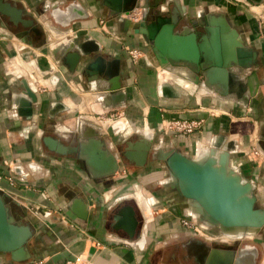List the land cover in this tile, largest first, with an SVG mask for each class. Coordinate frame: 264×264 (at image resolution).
I'll return each mask as SVG.
<instances>
[{"label":"crops","instance_id":"1","mask_svg":"<svg viewBox=\"0 0 264 264\" xmlns=\"http://www.w3.org/2000/svg\"><path fill=\"white\" fill-rule=\"evenodd\" d=\"M158 1L164 10L179 7L183 22L201 26L211 15H224L238 30L243 43L255 51V63L238 70L227 87L222 84L217 87L214 82L209 86L202 81L196 83L194 74L186 67L161 64L152 45L141 33L133 32L131 25L125 26L123 17L114 15L104 0H28L39 20H43L41 10L64 9L72 3L85 12L68 25L51 13L54 26L62 25L65 30L57 33L53 25L48 26L46 60L41 46L30 45L32 54L28 60L23 55L27 43L22 38L0 34V55L2 49L14 48L10 60L0 62V92L17 82L13 75H25L29 82L39 83L32 85L38 99L32 104L29 117L13 112L7 98L0 94V170L12 172L16 179L13 186L0 179V186L9 194L7 202L15 206L11 212L34 227L28 242L31 252L28 259L44 256L43 264H65L75 253L83 252L95 264H187L173 251L175 246H181L190 260L198 263L195 257L198 246L192 242L197 234L181 224V218L190 215L184 200L173 192L167 196L140 193L141 188L148 187L146 183L151 178L148 176L158 165L153 153L150 163L144 166L129 165L120 157L122 164L115 174L95 177L81 157L72 154L58 157L43 152V128L52 118H64L71 127L65 126L63 130L59 127L60 131L79 129L83 139L88 126L107 133V138L99 135L104 136L109 151L116 150L115 135L128 127L140 133L139 138L142 133L151 137L152 151L175 147L192 156L201 155L220 140L219 149L232 147L231 160L238 171L247 167L245 161L255 163L247 152L251 145H258L260 119L264 115V0H148V3ZM85 33L100 44L101 52L119 60L125 98L118 105L108 106L100 98L106 93V81L98 83L97 72H88L83 62L74 71L68 68L66 54L74 49L72 42L81 40ZM125 46L139 48L141 56L132 59ZM41 72H46L43 79ZM167 82L173 93L163 92V87L169 85ZM244 86L241 96L238 91ZM18 99L15 97L16 104H20ZM176 117L200 118L203 124L189 134L162 129L163 120ZM113 120H119L114 122L118 126L114 127ZM4 160L11 161V167ZM251 181L255 185V180ZM134 193L135 200L128 198ZM76 199L86 203V219L71 210ZM127 204L137 217L132 235L117 225L119 213ZM231 244L235 248L241 245ZM255 246L261 252L256 263L264 264V227L255 234ZM7 259H11L10 254L0 252V264Z\"/></svg>","mask_w":264,"mask_h":264},{"label":"water","instance_id":"2","mask_svg":"<svg viewBox=\"0 0 264 264\" xmlns=\"http://www.w3.org/2000/svg\"><path fill=\"white\" fill-rule=\"evenodd\" d=\"M143 1L104 0V3L114 15L123 17L125 26L131 25L133 32L143 35L152 45L161 64L169 62L171 66L186 67L194 74L196 83L203 81L209 86L214 82L217 87L220 84L227 87L233 83L238 70L255 63V51L243 43L238 30L224 15H211L207 18L201 23L205 33L197 36L192 27L182 26L179 7H173L172 15L164 16L157 10L155 12V7L160 6L159 2L149 4L148 0ZM143 7L146 8L145 12L139 19L133 20L132 13ZM74 17L76 16L70 17L64 25H68ZM146 18L149 20L146 21ZM73 43L74 49L66 54L68 68L74 71L83 62L84 69L88 72H97L95 78L98 83L106 81L104 90L107 94H102L104 96L101 95L100 98L108 106L122 103L125 92L121 90L118 58H115L112 65L109 61L104 62V57L97 54L101 50L100 44L88 33ZM21 82L22 92L27 95V99L20 102L17 110L19 114L29 117L33 110L32 104L37 102L38 96L30 83L24 79ZM244 90L245 86L240 87L238 94L242 96ZM98 135L99 132L95 130L85 136L87 142L79 140L77 144L64 143L52 134H45L42 139L49 150L59 154L58 157L62 154H75L83 158L95 177L115 173L118 165L122 164V156L139 166L143 165L152 147V138L142 133L139 139L129 142L126 150L119 154L109 151ZM218 147L219 144L212 143L204 154L194 156L175 147H159L153 151V157L164 161L171 177L169 184L191 208L189 214L197 216L209 226H217L221 232L240 226L245 230L242 235L256 234L264 227V207L257 205L255 185L232 165V147ZM8 196L0 191V252H8L15 261H24L31 256L28 242L34 234V227L11 212ZM79 202V199L74 200L70 208L78 217L86 219V203ZM119 214L121 217H118L117 225L132 235L137 225L133 207L127 204ZM192 242L198 246L195 257L199 264H256L258 249L255 244L244 243L238 248H219L211 247L200 238Z\"/></svg>","mask_w":264,"mask_h":264},{"label":"flooded vegetation","instance_id":"3","mask_svg":"<svg viewBox=\"0 0 264 264\" xmlns=\"http://www.w3.org/2000/svg\"><path fill=\"white\" fill-rule=\"evenodd\" d=\"M158 2L160 5V1H158ZM150 3L151 2H149V4ZM59 8L63 9L62 7H54L52 10L50 8L44 9L43 11L41 10V12L43 14V16H42L43 20H39L34 14V9L28 5V0H0V34H6L8 37H10L11 35H15L16 37L22 38V40H24L27 43L25 45V48H23L22 51H24L23 55H25L28 58V60L30 59V56L32 54V51L30 49V45L41 46V48L43 49L42 50V52H43L42 57L45 59L46 58L45 55H46L47 49H48L46 46V43H47L48 37H49L48 26L53 25V22L51 20V18H52L51 13L54 15L56 10H59ZM64 9H66V8H64ZM145 9H146L145 7L139 8L137 10V13L135 15L131 16V18L133 20L139 19L141 17V14L143 12H145ZM172 9H173L172 6H170L168 9H165V10L163 8H160V6H159L157 8L155 7V12L157 10V11H159L158 13H160L164 16L165 15L170 16L173 14ZM148 20H149V18H146V21H148ZM182 26H189V27L191 26L193 28V30L196 32L197 36H200L201 34L205 33V28L201 25H198V24L190 23L188 21L187 22L182 21ZM12 52H14V48L12 46L7 48V50L2 49V53L0 55L2 59L0 60V62H5L7 60L9 61L10 58L14 55V53L12 54ZM97 54H101L104 57V60H103L104 62L109 61L111 64L115 60V57H113L109 54L103 53L101 51H99V53H97ZM96 55H94L93 58H95ZM201 74L202 73L199 72V76H201ZM9 75H11V74H9ZM45 75H46V72H41V76L43 78L45 77ZM13 76H14V80L16 79L17 82L13 83L12 85H7L4 89V91L0 92V94H2L3 96H5L7 98L8 103H9V108L13 112H16V114H17L18 108H17V106H15L16 105L15 97L20 96L21 94L25 95V93L22 92L23 89H22V82L21 81L24 79L27 81V83H30V82L28 81V79L25 75L19 74L18 76L17 75H13ZM13 102H14V105H11ZM32 112H33V110H32ZM54 135L57 136L59 139H61L64 143H67V144H77L79 142V140H83L82 135H80V137L76 136L75 138H72V136H71L70 139H64L63 138L64 136H62V135L61 136L56 135V134H54ZM137 139H139V137H136V138L130 137L128 139H125L124 145H122V146L120 145V147H118V145L116 143V145H115L116 151L119 153L125 151L127 146H128V143L134 142ZM257 143H258L259 147L262 150H264V115L260 119V128L258 130ZM43 146L46 148L48 153H52L55 156L59 155L57 152H55L53 150H49L44 143H43ZM152 153H153V151L151 148L148 151V157H147L145 164L151 159L150 157L152 156ZM123 158L127 162H129V165H132V164L135 165L133 160H129L125 157H123ZM156 160L161 161L160 159H156ZM144 165H142V166H144ZM261 170H264V167ZM161 186L164 188V191L167 194L173 191V188L170 186V184L167 180H162ZM256 187L257 186H256V181H255V190H256ZM255 195L257 197L256 192H255ZM8 205L10 207V210L14 211L15 206H11L10 203H8ZM243 244L244 243H242L240 246H242ZM233 246H235V245H233ZM240 246H237V247H240ZM211 247L222 248L224 246H221V245L215 243V244H212ZM173 251L175 253H177L178 256L181 258V260L185 261L187 264H199V263L195 262V260L194 261L190 260V257L185 254L184 247L175 246L173 248ZM260 253L261 252H259V250H258L257 256H259Z\"/></svg>","mask_w":264,"mask_h":264},{"label":"rangeland","instance_id":"4","mask_svg":"<svg viewBox=\"0 0 264 264\" xmlns=\"http://www.w3.org/2000/svg\"><path fill=\"white\" fill-rule=\"evenodd\" d=\"M137 10L138 9H136L135 10V12L134 13H132V15L131 16H133V15H135L136 13H137ZM118 17V16H117ZM41 18V17H40ZM53 26H54V24H53ZM52 26V27H53ZM56 26V25H55ZM53 27V30H55V31H57V33H61V31H63V30H65V27L64 26H62V25H59V26H61L60 28H59V26L57 25L56 27ZM59 37V36H58ZM58 37L56 38V40L58 39ZM200 77H202V74H201V76ZM42 79H43V77H41ZM39 80V79H38ZM41 83H43V80H41L40 81ZM201 82V81H200ZM203 82V81H202ZM30 83H31V85H38L39 83L38 82H36V81H34V80H31L30 81ZM167 84H169V82H167ZM170 85V84H169ZM171 86V85H170ZM172 87V86H171ZM59 119H61V120H59ZM114 119V118H113ZM51 122H49L44 128H43V133L44 134H48V133H50V134H56V135H59V136H61V134L62 133H65L66 135L63 137L64 139H70L71 138V136H72V138H75L76 136H78V137H80V131H79V129H77V130H73L72 132L69 130H66V131H60L61 129L60 128H62V130L63 129H65V126L66 127H68V128H70L71 126L70 125H66V123H65V120H64V118H55V119H51L50 120ZM58 121V122H57ZM115 121H119V120H113V125H114V127L115 126H118V124L117 125H115ZM105 122V121H104ZM121 122V121H120ZM124 122V121H123ZM58 123V125L57 126H55V124H57ZM125 123V122H124ZM61 124H63V125H61ZM97 125V124H96ZM60 127V128H59ZM97 127H100L99 125H97ZM116 129V128H115ZM90 130L91 131H93V132H95V128L93 127V126H88V127H86L85 128V131H84V134H85V136H88L89 135V133H90ZM99 134H101V135H104L105 136V138H107L108 137V135H107V133H102V132H100ZM139 134L140 133H137V132H135V131H131V130H129V128L128 127H126L125 129H123V131L122 132H120V133H117L116 135H115V137H116V140H117V145H118V147H120V145L122 146V145H124V140L125 139H128V138H136V137H138L139 136ZM99 137H100V135H98ZM104 136L103 137H101L104 141H105V139H104ZM83 141H86L87 142V140L86 139H83L82 140V142ZM164 146H168L167 145V143H164ZM42 150H43V152H47V150H46V148L44 147V146H42V148H41ZM207 150V149H206ZM205 150V151H206ZM116 151V150H115ZM117 152V151H116ZM119 153V152H118ZM120 154V153H119ZM72 155H75V154H72ZM76 156V155H75ZM77 157V156H76ZM78 158H80V157H78ZM156 160V159H155ZM246 162V163H245ZM244 163L247 165V167H241V171L242 172H240L245 178H247V179H251V180H255L257 183H256V190H255V187H254V192H256L257 193V195H258V201H257V205H259V206H262V207H264V175H262V177H261V174H263L264 173V170H261L263 167H264V161H261V162H256L255 161V163L254 162H251V161H245ZM148 163H150V162H148ZM147 163V164H148ZM231 163H232V161H231ZM157 167L155 168V166L153 167L154 168V170L155 171H153V173H152V175H149L148 177H151L150 178V180H148L147 181V185H148V187L146 186V187H144V188H141V190H140V193H146V194H152V193H154V194H163V195H165V196H167L166 194L167 193H165V191H164V188L161 186V183H162V180H167L168 182H170V180H171V177H169L170 176V174H169V171H168V169L166 168V166H165V163H164V161L163 160H161V161H158L157 162ZM232 165L234 166V164L232 163ZM148 166V165H147ZM147 166H145V167H142V169L143 168H147ZM235 167V166H234ZM256 173H260V176H259V174H258V177L256 176ZM113 174H115V173H113ZM113 174H110V175H113ZM110 175H108V176H110ZM104 177H106V176H104ZM147 176H145L144 178H146ZM169 177V178H168ZM258 179H257V178ZM143 179V178H142ZM148 179V178H147ZM139 192V191H138ZM137 192V193H138ZM176 196H178V198L179 197H181V196H179V195H177L175 192H174V189H173V191H172ZM171 193V192H170ZM133 194V193H132ZM145 195V194H144ZM146 196V195H145ZM128 198H131V200L132 199H134V198H136V194L134 193V195H132V197H128ZM182 198V197H181ZM180 198V199H181ZM183 199V198H182ZM135 200V199H134ZM145 201H147V199H144V203H145ZM148 202L149 203H151L149 200H148ZM184 202V201H183ZM184 204L187 206L186 208L188 209L189 207H188V205H187V203L186 202H184ZM187 209H186V211H187ZM190 211H191V208H190ZM188 212V211H187ZM187 216V215H186ZM188 217V219L191 221V222H193V223H196V224H198L199 225V227H201V226H203V228L201 227V229H202V233H199V234H197V238H200V239H203V240H205V241H207V242H209V244L210 245H212V244H219V245H221V246H224L223 244H226V246H224V247H222V248H225V247H228V246H230V245H232L231 243L232 242H238V243H240V244H242V243H253V244H255V234H244V235H241V236H238V237H236V233L238 232V230H244L243 228H231V229H228V230H225V231H220L219 230V228L217 227V226H209V225H207L202 219H200V218H198L197 216H194V215H189V216H187ZM191 218V219H190ZM140 225V224H139ZM183 225V224H182ZM201 225V226H200ZM187 227V226H186ZM237 231V232H236ZM244 232H245V230H244ZM248 231H246V233H247ZM232 233H234V234H232ZM231 234V235H230ZM219 235H220V237H222V238H230V239H228V241H224V239H222V238H220L219 237ZM235 235V236H234ZM232 238V239H231ZM175 254H177V253H175ZM170 256V255H169ZM93 260V259H92Z\"/></svg>","mask_w":264,"mask_h":264},{"label":"built area","instance_id":"5","mask_svg":"<svg viewBox=\"0 0 264 264\" xmlns=\"http://www.w3.org/2000/svg\"><path fill=\"white\" fill-rule=\"evenodd\" d=\"M126 52L130 55L132 59H136L141 56V50L137 47L133 46H125ZM203 119L200 118H171L167 120H163L162 129L169 130L174 133L178 134H189L192 133L199 128L202 127ZM247 156L249 159L254 160L256 162L264 161V150H262L258 145L253 144L249 148L247 152ZM7 166L11 167V161L4 160L3 162ZM0 179H5L9 186H13L16 179L12 172H4L0 170ZM0 190L3 191L2 187L0 186ZM3 192H6L4 190ZM8 194V192H6ZM9 195V194H8ZM191 219V218H190ZM181 224L184 226L189 227L194 234L202 233L203 226L199 227L198 224L191 222L188 217L181 218ZM45 261V257H37L31 258L24 261H15L13 259L4 260L1 264H43ZM65 264H95L92 258L84 254L83 252L75 253L71 258H68L65 261Z\"/></svg>","mask_w":264,"mask_h":264},{"label":"bare ground","instance_id":"6","mask_svg":"<svg viewBox=\"0 0 264 264\" xmlns=\"http://www.w3.org/2000/svg\"><path fill=\"white\" fill-rule=\"evenodd\" d=\"M82 14H84V11L79 7V5L77 4V3H72V4H70L66 9H61V8H59V10H56V12L54 13V16H55V18L58 20V21H60V22H62V23H66L67 22V20L70 18V17H72V16H77V15H82ZM169 87V89H167ZM163 90L166 92V93H173V91H172V88H171V86L170 85H165L164 87H163ZM105 94H107V93H105ZM18 100L21 102L22 100H24V99H27V95L25 94H21L20 96H18ZM16 106L18 107V106H20L19 104H16ZM92 133H93V131H92ZM220 140L217 142V144H219V146H220ZM119 168H120V164L118 165V168H117V171L119 170ZM233 228H242V227H240V226H237V227H233ZM228 229H231V228H228ZM228 229H225V230H228ZM225 230H223V231H225ZM237 232V231H236ZM244 233V230L242 231V230H238V232L235 234L236 236H240V235H242ZM232 234H234V233H232ZM231 235V234H230ZM234 235V236H235Z\"/></svg>","mask_w":264,"mask_h":264}]
</instances>
